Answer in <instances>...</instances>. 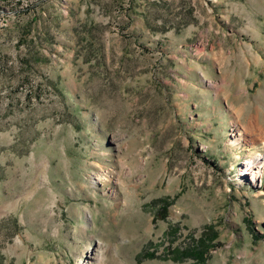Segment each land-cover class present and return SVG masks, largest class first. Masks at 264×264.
Returning a JSON list of instances; mask_svg holds the SVG:
<instances>
[{
  "label": "rangeland",
  "instance_id": "obj_1",
  "mask_svg": "<svg viewBox=\"0 0 264 264\" xmlns=\"http://www.w3.org/2000/svg\"><path fill=\"white\" fill-rule=\"evenodd\" d=\"M255 157L264 0L1 5L0 264H264Z\"/></svg>",
  "mask_w": 264,
  "mask_h": 264
},
{
  "label": "bare ground",
  "instance_id": "obj_2",
  "mask_svg": "<svg viewBox=\"0 0 264 264\" xmlns=\"http://www.w3.org/2000/svg\"><path fill=\"white\" fill-rule=\"evenodd\" d=\"M240 135L239 133H232L231 135V142L233 144H236L240 141ZM245 167H248L247 170L248 172L244 174H240L241 179H245L243 177L249 176L250 177V182H255L257 179H259V176L264 168V157H255V158H250V160H245L243 161V164ZM242 171V170H241ZM246 171V170H245ZM242 173V172H241Z\"/></svg>",
  "mask_w": 264,
  "mask_h": 264
},
{
  "label": "trees",
  "instance_id": "obj_3",
  "mask_svg": "<svg viewBox=\"0 0 264 264\" xmlns=\"http://www.w3.org/2000/svg\"><path fill=\"white\" fill-rule=\"evenodd\" d=\"M16 2V3H19L20 2V0H0V7H1V5H4V4H7V3H12V2ZM198 256V255H197ZM199 256L201 257V256H203V252L201 251L200 252V254H199Z\"/></svg>",
  "mask_w": 264,
  "mask_h": 264
}]
</instances>
